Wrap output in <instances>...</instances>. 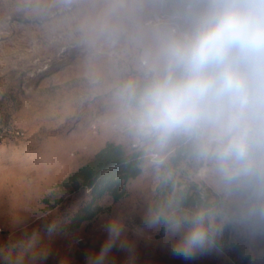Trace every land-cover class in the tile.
Returning a JSON list of instances; mask_svg holds the SVG:
<instances>
[{
  "label": "rangeland",
  "instance_id": "1",
  "mask_svg": "<svg viewBox=\"0 0 264 264\" xmlns=\"http://www.w3.org/2000/svg\"><path fill=\"white\" fill-rule=\"evenodd\" d=\"M202 0H0V264H84L99 248L104 218L127 225V246L116 264H264V185L248 179L221 183L203 160L195 179L226 199L233 220L229 243L185 261L173 257L161 235H137L153 205L160 148L136 137L119 113L129 83L160 70L173 33L156 15L177 16L187 32ZM152 21V22H151ZM107 144L131 154L144 149L142 173L126 196L72 229L92 198L81 183H62Z\"/></svg>",
  "mask_w": 264,
  "mask_h": 264
},
{
  "label": "clouds",
  "instance_id": "2",
  "mask_svg": "<svg viewBox=\"0 0 264 264\" xmlns=\"http://www.w3.org/2000/svg\"><path fill=\"white\" fill-rule=\"evenodd\" d=\"M118 105L144 141H192L225 186L264 181V0H202L190 29L166 42L160 70L143 85L127 84ZM253 210L264 217V206ZM232 220L223 206L175 200L147 209L135 231L161 235L173 257L191 261L215 249ZM100 229L103 240L84 264H116L127 246L120 216H107Z\"/></svg>",
  "mask_w": 264,
  "mask_h": 264
},
{
  "label": "trees",
  "instance_id": "3",
  "mask_svg": "<svg viewBox=\"0 0 264 264\" xmlns=\"http://www.w3.org/2000/svg\"><path fill=\"white\" fill-rule=\"evenodd\" d=\"M152 76L142 79L138 86L143 85ZM173 140L174 143L167 153L156 156L161 163L158 165L159 177L152 207L180 200L185 208L200 205H216L226 208V199L222 193L212 191L203 181L195 179L197 171L203 165V159L197 156L192 141L182 135L174 137ZM145 162L146 151L144 149L127 154L120 146L107 144L93 160L71 174L62 184L81 183L90 191L92 200L77 212L70 228L78 227L81 222L103 211L104 208L98 203L103 197L109 196L116 202L126 196L125 184L142 173V166ZM256 184L264 185V181H258L255 177L248 179L250 193ZM228 243L229 233L225 227L218 238L217 245L223 246Z\"/></svg>",
  "mask_w": 264,
  "mask_h": 264
},
{
  "label": "built area",
  "instance_id": "4",
  "mask_svg": "<svg viewBox=\"0 0 264 264\" xmlns=\"http://www.w3.org/2000/svg\"><path fill=\"white\" fill-rule=\"evenodd\" d=\"M176 20H177V16H168V15H162V14L156 15L153 18V22L155 24H161L167 21V23L171 26V31L173 33H177L181 35L183 33L180 31L179 24L177 23Z\"/></svg>",
  "mask_w": 264,
  "mask_h": 264
}]
</instances>
